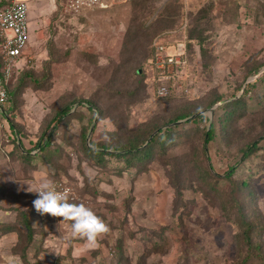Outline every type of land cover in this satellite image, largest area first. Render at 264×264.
Here are the masks:
<instances>
[{"label":"rangeland","instance_id":"obj_1","mask_svg":"<svg viewBox=\"0 0 264 264\" xmlns=\"http://www.w3.org/2000/svg\"><path fill=\"white\" fill-rule=\"evenodd\" d=\"M21 1L28 32L25 59L16 63L6 89L23 71L42 88L30 80L10 104L11 112H3L8 104L0 112V224H12L18 211L27 212L36 235L23 252L14 233L0 236V264H9L12 255L23 264H233L240 259L236 220L225 215L224 202L230 203L235 181L246 182L264 226V139L237 164L231 180L222 176L240 158L238 148L264 134V78L249 85L264 73V0H107L105 8L77 15L64 11V0ZM189 31L191 53H184L183 67L163 83L166 94L160 97L148 47L158 38L186 44ZM256 65L259 73L248 76ZM42 73H48L46 81ZM242 92L252 112L230 121L224 131L216 126L217 139L207 145L205 159L199 151L202 133L216 106ZM215 96L220 102L207 107ZM81 100L94 108L77 105ZM73 101L71 115L55 124L53 154L44 160L33 145ZM184 112L207 120L196 126L176 122L184 137L167 155L154 154L142 172L107 157L99 166L84 151L89 141H126ZM21 151L34 159L27 163ZM202 167L213 179L202 177ZM44 174L71 189L70 202L85 204L108 224L111 232L98 248L69 242L62 218L36 212L37 196L27 189ZM258 243L262 258L251 264H264V232Z\"/></svg>","mask_w":264,"mask_h":264},{"label":"trees","instance_id":"obj_2","mask_svg":"<svg viewBox=\"0 0 264 264\" xmlns=\"http://www.w3.org/2000/svg\"><path fill=\"white\" fill-rule=\"evenodd\" d=\"M146 1L147 0H142V3H145ZM187 40L188 42L185 44L186 55L187 53H191L190 51L192 50L191 41L193 39L191 31L188 32ZM199 44L202 43L198 42V45ZM148 48L147 60L151 55V47L149 46ZM126 61L128 62L129 59H126ZM44 70L47 71L46 66H44ZM259 70L260 65H256L248 71L247 75L256 76L257 73H259ZM48 76V73L41 74V77L44 78L45 81L48 79ZM263 78L264 73L262 72L261 77L256 78L249 85L251 86L253 84L262 83L261 81ZM30 80H32L31 82L33 83L34 88H42V86L36 85V77H34L32 73L23 71L21 77L18 79L12 89L10 90V87H7L6 89L8 97V109L4 110L3 112H11L10 104L14 103L18 99L22 90L31 83ZM243 95L244 92H242L241 97L216 106V109L213 112L212 121L208 125L207 129L202 133L201 147L199 151L200 155L205 159L207 145L217 139L215 127L218 126L221 131H224L230 121L242 117V113L244 112H252L251 109L247 107L246 102L243 99ZM220 100V96H215L211 101H209L207 107L214 106L215 104L219 103ZM73 105H75V101L71 102L68 106L58 111L51 119V123L54 124L51 126L49 132H41L38 141L33 145V149L37 150L36 152H38V154H40L44 160L49 159V157L53 154V152L50 151V146L52 136L54 134L53 129L55 124L62 118L71 115L70 111L74 107ZM77 105H85L88 109L94 108V105H92L87 100L77 101ZM202 119L207 120L202 115L197 116L193 115V113L191 114L187 112L180 113L174 115L172 118H169L166 122L161 124V126L164 127L163 130L161 129V126H156L154 129L144 131L142 134L126 139V141H120L114 144L107 143L104 145L89 141L88 147H84V151L87 153L88 157L92 159L93 163L99 166L103 165L104 158L107 157L123 162L125 167H135L137 168V172H142L146 163L154 156V154H158L160 156L167 155V151L170 149V147L174 146L176 140L184 137L185 133L183 131L175 130L177 126L176 122L184 120V123H191L196 126ZM8 123L10 133L16 137L18 131L11 122L8 121ZM154 131H156V133H153ZM262 139H264V134H259L241 145L237 150L240 158L233 165L227 168V170L223 173L222 178L228 181L231 180L232 175L235 173L237 164L243 162L250 155L258 151V143ZM21 152L22 153L20 154V157L24 158L27 163L34 159L31 155H29L30 151ZM202 168H198V171L202 174V177H204V179L206 177L213 179L214 176H212L207 169ZM175 178L176 179H174L173 175V183L179 181L178 173L175 175ZM177 185L178 184L175 186ZM231 191L233 192V195L231 197L230 203L224 202L228 206L225 207L224 210L225 215L228 217H232V214L235 217V224L238 229L235 235V245L238 249L239 255L243 254L242 257L240 259H236L233 264H251V262L262 258L259 257L258 253V238L264 232V226L261 222H259L260 216L258 212L254 210V196L250 191L248 184L244 181H235ZM242 194L243 196H239ZM9 233H14L16 236L17 245H22V248L20 249L21 252H23L26 247L30 246L34 236L36 235V232L30 224V221L27 217V212L18 211L15 214V221L12 224H0V236ZM23 256L24 255H21V257Z\"/></svg>","mask_w":264,"mask_h":264},{"label":"built area","instance_id":"obj_3","mask_svg":"<svg viewBox=\"0 0 264 264\" xmlns=\"http://www.w3.org/2000/svg\"><path fill=\"white\" fill-rule=\"evenodd\" d=\"M62 5L66 13L77 15L82 11L105 8L107 0H64ZM27 40L26 4L21 0H0V112L8 104L6 86L16 71V63L24 58ZM184 53L182 41L163 42L158 38L152 42L148 65L156 77V95L165 96L163 83L170 80L175 70L183 67ZM57 184L64 188L61 182Z\"/></svg>","mask_w":264,"mask_h":264},{"label":"clouds","instance_id":"obj_4","mask_svg":"<svg viewBox=\"0 0 264 264\" xmlns=\"http://www.w3.org/2000/svg\"><path fill=\"white\" fill-rule=\"evenodd\" d=\"M27 190L37 196L32 202L37 213L62 218L60 224L68 229L69 242L83 241L85 249L94 250L99 247V241L111 232L108 224L90 207L70 202L71 189L61 188L47 174ZM9 264H23V261L19 256L12 255Z\"/></svg>","mask_w":264,"mask_h":264},{"label":"crops","instance_id":"obj_5","mask_svg":"<svg viewBox=\"0 0 264 264\" xmlns=\"http://www.w3.org/2000/svg\"><path fill=\"white\" fill-rule=\"evenodd\" d=\"M95 9H103V8H95ZM83 12V11H82ZM24 59H25V56H24Z\"/></svg>","mask_w":264,"mask_h":264}]
</instances>
